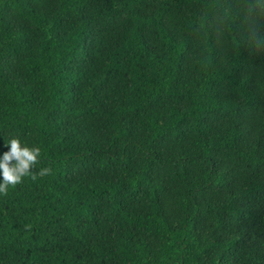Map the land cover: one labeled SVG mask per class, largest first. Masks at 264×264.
Instances as JSON below:
<instances>
[{"label": "trees", "instance_id": "trees-1", "mask_svg": "<svg viewBox=\"0 0 264 264\" xmlns=\"http://www.w3.org/2000/svg\"><path fill=\"white\" fill-rule=\"evenodd\" d=\"M11 136L0 264H264V0H0Z\"/></svg>", "mask_w": 264, "mask_h": 264}, {"label": "clouds", "instance_id": "clouds-1", "mask_svg": "<svg viewBox=\"0 0 264 264\" xmlns=\"http://www.w3.org/2000/svg\"><path fill=\"white\" fill-rule=\"evenodd\" d=\"M8 150L0 153V192L22 182L40 162L41 148L30 145L19 136H11L5 142ZM40 175L50 172L49 168H40Z\"/></svg>", "mask_w": 264, "mask_h": 264}]
</instances>
